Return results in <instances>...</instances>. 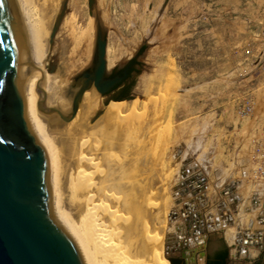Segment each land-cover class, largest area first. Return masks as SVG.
<instances>
[{"label": "bare ground", "instance_id": "obj_1", "mask_svg": "<svg viewBox=\"0 0 264 264\" xmlns=\"http://www.w3.org/2000/svg\"><path fill=\"white\" fill-rule=\"evenodd\" d=\"M15 1L29 51L25 90L30 101V126L47 153L53 213L74 240L84 264H162L164 252L181 253L188 264H196L198 260L202 262L206 256V233L219 228L211 222L210 225L214 227L207 229L203 211L208 205L205 192L207 186L198 180L196 189L201 185L204 187L201 190L202 197L198 200L195 195L200 196L201 192L193 194V188L191 187L190 192L186 187L191 181L185 183L188 179L185 169L189 165L185 169L182 167L184 152L180 151L182 154L178 157L180 160L177 163L180 166L177 180L168 188L171 200L165 197L159 202V188L157 191L154 185V175H159L155 172L156 164L163 165L166 145L158 147L160 150L157 152V146L153 142L161 125L164 122L165 127L169 125L170 118L164 122L163 119L174 83L163 90L164 103H135L126 117L122 106L110 109L113 107L110 105L107 109L97 111L102 97L94 89L83 93L76 114L69 122L62 124L43 116L36 107L38 86L45 89L47 104H57L62 108H66L68 104L64 99L62 85L54 83L57 73H45L49 34L58 12V0ZM165 27L167 22L161 24L155 35L158 37L159 33L162 34ZM57 34L61 36L58 55L63 54L64 59L58 73L64 81L72 68L84 63L90 55L91 40L93 42L94 39L92 23L88 22L84 35L76 37L75 26L72 22L66 23L63 18ZM68 47V57L71 60L64 58ZM153 53L159 54L162 50L157 47ZM114 61V58L107 56L108 69ZM161 71H157V76L161 79L153 81L159 87L164 75ZM130 100L138 99L134 96ZM125 101L129 100L123 99L121 102ZM171 113L172 110L169 117ZM156 125L159 126L158 129ZM166 136L162 138L167 139ZM152 144L153 148L150 150ZM168 157L172 160L175 158L172 153ZM230 185L234 187L232 191L240 197L236 208L241 212L240 208L243 207L247 223L249 212H255V209L247 210L245 207V198L251 186L239 180L231 181ZM239 189H247L248 193L240 192ZM220 194L221 192L219 198ZM184 202H190L186 211ZM172 210L174 215L170 217ZM213 210L214 207L210 208V211ZM238 215L237 212V219L232 225L221 226H231L225 229L229 241L227 244L231 245L228 246L231 264L257 254L253 247L239 251L234 246L239 232L237 228L243 224H237L241 216ZM168 219L173 223H169L165 233ZM248 249L255 252L248 253Z\"/></svg>", "mask_w": 264, "mask_h": 264}, {"label": "rangeland", "instance_id": "obj_2", "mask_svg": "<svg viewBox=\"0 0 264 264\" xmlns=\"http://www.w3.org/2000/svg\"><path fill=\"white\" fill-rule=\"evenodd\" d=\"M162 2L163 0H97L101 16L109 30L107 56L115 60L110 68L130 57L143 41L149 43V47L145 49L147 57L144 60L147 63L125 95H134L138 100L114 103L107 102L106 98L102 97L100 109L97 111L107 109L110 105L113 106L110 109L122 106L126 117L135 103L145 104L148 101H154L156 104L164 103L163 90L174 83L171 90L172 96L166 107L167 113L163 119L164 122L170 118L169 125L165 127L166 122L161 125L162 128L160 127L153 142L157 146V152L160 150L158 147L166 145L164 146L163 165L156 164V168L160 170L155 169V172L159 174L158 177L154 175L155 189L159 188V191L157 190L159 202H162L165 197L171 200L168 188L177 180V170L180 166L177 161L180 160L178 157L183 152L186 157L193 160V163L198 164L200 170H207L210 185L217 181V173L220 171L226 174L223 183L239 178L235 162L239 158L245 157L254 138L262 133L261 121L263 118L260 117L256 121L250 117H239L235 107L249 88L255 86L257 82H264L263 74L256 76L252 69L253 40L250 32L248 34L239 32L237 41L233 42L232 47L223 43L222 47L217 49L211 42L212 40L207 39L205 48H189V45L192 46L193 43L190 42V35L186 33V27H182V20L169 21L164 17L165 9L159 16ZM60 3L61 0H58L57 11ZM64 19L66 23L72 22L75 26L76 37L85 34L86 26L91 21L94 37L93 17L88 13L87 0H69ZM165 20L169 22V25L167 23L162 34L159 33L157 37L155 32L161 27V24L166 22ZM198 35L202 36V34L196 33V38L199 37ZM60 38V34H56L51 52L54 56L59 53ZM90 47L92 51V40ZM157 47L162 50V53H153ZM249 50L250 52H248ZM69 52L70 47L67 48L64 58L67 57L71 60L68 57ZM62 56L61 53L57 56L59 65L64 60ZM50 61L46 60L45 63L46 74ZM74 68L77 69V67H73L72 70ZM158 70H162L161 72L164 74L161 87L153 83V81L161 79L160 76H157ZM54 81H60L59 73L56 74ZM171 110L172 113L169 117ZM156 128L158 129L159 126L156 125ZM165 130L166 134H164ZM162 136H166L167 139H163ZM149 148L152 150L153 144ZM174 152L177 157L175 156L172 160L168 155L170 156ZM202 153L210 160V163L204 161L203 164L206 168H203L204 165L199 161ZM220 187L218 191H220ZM239 190L243 193L247 192V189ZM208 192L209 197L212 198L211 189ZM250 194L251 191L245 198L246 206ZM214 200L210 201V205L205 206L204 209L210 210L214 207ZM240 210L243 212H239L236 207L234 209L235 221L238 212V216L241 215L240 218L243 221L239 218L240 221L237 224L243 222L242 225H245L247 224L244 216L246 214L243 207ZM251 217L252 214L249 213L247 220ZM169 220L164 228L165 233L168 231L169 223H173L172 220ZM230 227H218L219 229L209 231L206 233V238L208 237L210 240L223 239L229 243L225 229ZM171 256H181V254L171 252L166 254L164 252L161 262L165 263L166 260H170ZM249 257L251 256L249 255ZM243 259L245 260L242 258L239 263ZM198 262L202 263L200 260ZM245 263L248 262L245 261Z\"/></svg>", "mask_w": 264, "mask_h": 264}, {"label": "water", "instance_id": "obj_3", "mask_svg": "<svg viewBox=\"0 0 264 264\" xmlns=\"http://www.w3.org/2000/svg\"><path fill=\"white\" fill-rule=\"evenodd\" d=\"M68 1L61 0L51 26L49 74L60 70L59 60L51 52L67 13ZM167 2L163 0L159 16ZM87 6L93 17V47L85 63L65 76L62 89L67 107L47 104L45 89L37 87L38 112L62 124L74 117L85 91L94 89L107 98V93L120 79L109 77L112 72V68H107L109 30L97 0H87ZM141 45L149 47L147 41ZM28 65L27 39L17 3L0 0V264H84L74 240L53 213L47 153L30 126V101L25 90ZM133 97L127 95L115 100ZM193 179L190 177L185 183ZM197 184V179L191 184L193 194L204 189L202 185L196 189ZM200 197L202 192L200 196L195 195L197 200ZM188 203H183L185 211ZM173 215L174 210L170 217ZM206 223L207 229L214 227L210 225L209 216H206ZM196 230H199L198 226Z\"/></svg>", "mask_w": 264, "mask_h": 264}, {"label": "built area", "instance_id": "obj_4", "mask_svg": "<svg viewBox=\"0 0 264 264\" xmlns=\"http://www.w3.org/2000/svg\"><path fill=\"white\" fill-rule=\"evenodd\" d=\"M249 31L253 40L252 69L256 76L263 74L262 78L264 79V11L259 21L249 27ZM235 111L239 117H250L256 121L260 117L263 118L261 121L262 133L254 138L245 157L239 158L235 162L239 178L221 185L220 198L215 204L214 210L205 215L209 216L211 222H214L217 227L232 225L235 222L233 213L239 196L232 191L234 187L230 183L239 180L250 185L251 194L245 207L247 210L254 208L255 212H249L252 217L245 224L246 226L242 225L237 228L239 232L234 246L239 251L253 247L258 255L264 247V82H257L255 86L249 88L241 101L237 103Z\"/></svg>", "mask_w": 264, "mask_h": 264}, {"label": "crops", "instance_id": "obj_5", "mask_svg": "<svg viewBox=\"0 0 264 264\" xmlns=\"http://www.w3.org/2000/svg\"><path fill=\"white\" fill-rule=\"evenodd\" d=\"M263 11L264 0H168L164 17L172 22L180 19L182 20V27H186V33L190 35V42L193 43L192 46L189 45V48H205L206 40L210 39L214 46L219 49L222 47L223 43L232 47L233 42L237 41V34L239 32L242 31L248 34V32H250L249 27L259 21ZM165 21L169 25V22L167 20ZM196 33H200L202 36L198 35L199 37L196 38ZM196 43H198V45H196ZM172 154L173 156L177 155L175 152ZM201 155L199 161L204 165L203 161H208L209 158L203 153ZM204 157L207 160L204 159ZM184 158L183 169L189 165V168L185 169L186 178L194 177L191 183L186 184V187L191 192V184L195 182L196 179L205 184L207 186L205 189L206 198H208L207 206H209L210 201L218 199L219 197L220 191H218V189L223 184L226 175L225 172H218L217 181L209 185L210 180L207 170H200L197 163H193V160L186 156H184ZM204 167L205 165L203 168ZM198 174H200L199 177L195 178ZM220 175L221 177H219ZM209 189H211L212 200L211 197H209ZM240 192L238 191V194H241ZM192 197L191 195L190 198ZM190 198H188V200ZM214 202L216 204L218 200H214ZM203 211L207 214L210 210L205 209ZM252 251L254 250L248 249V253Z\"/></svg>", "mask_w": 264, "mask_h": 264}, {"label": "flooded vegetation", "instance_id": "obj_6", "mask_svg": "<svg viewBox=\"0 0 264 264\" xmlns=\"http://www.w3.org/2000/svg\"><path fill=\"white\" fill-rule=\"evenodd\" d=\"M145 45H140L135 52L127 57L126 60L118 62L112 68V72L109 77H120L119 81L112 87V89L107 93V102H121L122 100H115L116 98L125 97L126 93L135 83L136 79L142 73V68L147 63L144 59L147 57L145 55ZM65 81V80H64ZM60 78L59 82L54 81L58 85H62L64 82ZM206 242V258L202 263L196 262V264H206L207 259H216L219 260L223 255H225L224 263L230 264L228 259H231L229 255V247L225 240L223 239H214L210 240L208 237L205 240ZM181 254V253H180ZM232 261V260H231ZM247 261L248 263H245ZM167 262V261H166ZM175 264H188L185 257L181 256H171L170 263ZM169 264V263H168ZM232 264H264V247L261 252L256 254L254 257H249L240 263Z\"/></svg>", "mask_w": 264, "mask_h": 264}, {"label": "trees", "instance_id": "obj_7", "mask_svg": "<svg viewBox=\"0 0 264 264\" xmlns=\"http://www.w3.org/2000/svg\"><path fill=\"white\" fill-rule=\"evenodd\" d=\"M224 258H225V255H223L219 260H216V259H211V258H208L207 259V262L206 264H225L224 263ZM167 262L163 263L161 262L162 264H175V263H170V260H166Z\"/></svg>", "mask_w": 264, "mask_h": 264}]
</instances>
